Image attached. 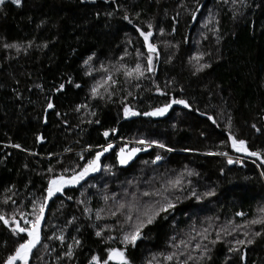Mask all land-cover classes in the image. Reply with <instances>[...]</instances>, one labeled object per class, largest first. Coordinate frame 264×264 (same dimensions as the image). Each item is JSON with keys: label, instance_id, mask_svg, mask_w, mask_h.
<instances>
[{"label": "trees", "instance_id": "obj_1", "mask_svg": "<svg viewBox=\"0 0 264 264\" xmlns=\"http://www.w3.org/2000/svg\"><path fill=\"white\" fill-rule=\"evenodd\" d=\"M212 11L208 28L203 20ZM193 12L198 17L192 28ZM137 28L152 32L149 42L157 53L151 72ZM137 63L144 75L126 76ZM201 64L208 67L199 70ZM173 98L186 100L190 108L175 107L166 116L143 114ZM49 101L54 107L44 124ZM125 106L137 115L126 117ZM105 131L109 136H103ZM229 135L264 158V0H21L20 6L0 5V215L9 220L8 226L0 221V264L20 242L12 234V220L24 227L20 213L31 220L40 204L45 209L48 180L73 174L65 169L79 172L109 143L98 173L53 196L29 264H89L93 255L107 259L109 248H124L130 264H177V259H165L173 252L179 260L190 255L188 264H243L244 255L246 264H264V223H251L264 218L259 211L264 208V164L237 152ZM141 140L164 144L173 153L154 164L165 152L128 145ZM121 148L141 150L122 165ZM232 155L244 166L230 165ZM176 180V187L168 183ZM155 189L161 195L141 197L131 210L133 221L125 222L127 207L111 215L132 199L126 190ZM164 196L175 207L144 228L135 247H125L122 231L130 230L138 210L164 202ZM180 240L187 247L172 246ZM68 245L71 258L64 255ZM204 246L210 251L202 256ZM232 247L238 251L230 252Z\"/></svg>", "mask_w": 264, "mask_h": 264}, {"label": "snow or ice", "instance_id": "obj_2", "mask_svg": "<svg viewBox=\"0 0 264 264\" xmlns=\"http://www.w3.org/2000/svg\"><path fill=\"white\" fill-rule=\"evenodd\" d=\"M82 2H83V0H82ZM224 2L227 3L228 0H224ZM236 2H237V0H232V3H236ZM241 2H242V0H241ZM4 3H5V0H0V5H2ZM11 3L15 4L17 6H20L21 0H11ZM196 11H199V8H197ZM108 15H111V13H108ZM195 16H196V12H193L192 13L193 19H195ZM123 18L125 20H127L130 24L132 23V21L129 20L127 15H125ZM148 28L151 29L150 24L148 25ZM136 31L139 32L140 36L143 38L144 46L147 48V52H148L147 71L151 72V71H153V54L156 53L155 45L149 42V38L152 36V32L150 30L149 31H142L139 28H137ZM5 47L6 48L7 47L15 48L17 46L16 45H5ZM199 58L200 57H197V59H199ZM91 59H92V57L89 56L88 59H86L84 61V64L87 65ZM205 67H208V65L201 64L199 70H202ZM133 73L137 77H142L144 75V71L141 69V65L139 63L136 64L134 69H128L127 71H125L124 74L126 76L130 77L133 75ZM109 79H110V77H109ZM113 83H115V82L113 81ZM76 86L79 87V85H76ZM63 87H64V85L61 84L59 89H57V91L63 89ZM157 90L159 91V89H157ZM92 94L94 96L98 94L97 87L92 88ZM172 105H183L185 108H190V105L186 100L173 98V99H171V101L169 103L164 104L162 107L155 108L153 111L146 112L143 114L146 116H162L168 111L169 108L172 107ZM47 107L49 109H51L54 107V105L51 103V101H49L47 104ZM79 107L80 106H78V109H79ZM124 115L127 117V116L137 115V113L132 111L131 109H129L127 106H125ZM208 119L211 120L213 123H215V120L213 119L212 116H208ZM253 127H255V125H253ZM115 131H116L115 129H112L113 133ZM103 136H105V137L109 136V132L108 131L103 132ZM228 138L231 141V146L237 152L248 153L251 156L257 157V159H260L261 164H264V158H261L260 154L258 152H250L249 153V150L246 147V141H244L242 139L238 140V139L234 138L232 135H229ZM37 139H40V137H37ZM139 143L143 144V143H145V141L141 140V141H139ZM152 143H156V142L153 141ZM13 147L19 148L20 145H13ZM157 147L165 148V145L164 144H157ZM111 148H112V144L109 143L107 145V147L102 148V151L96 152L95 157L93 159L88 160L87 163L83 166V168L79 172H76L75 169H65L64 171H66V172L71 171L73 173L70 177L60 175V176L50 178L48 180V186L45 189V191L47 193V195L45 197V202L47 201L48 198L55 196L57 193H61L66 186L76 185L81 180H83L84 177L87 176L89 173L96 172L100 166L99 165L100 156L102 155L103 152H107ZM140 150L141 149H139V148H132L130 151L125 152V149L121 148L119 153H117L119 163L122 165L127 164L128 161L131 160L133 158V156H135V154ZM167 150L172 151L171 148H169ZM219 154L220 155H227L226 153H219ZM160 159H161V157L159 155H157L155 160L153 161V163H155L156 161H158ZM228 163L232 164L233 161L231 159H229ZM49 171H52V169H49ZM261 176L264 177V172H261ZM129 183H131V182H129ZM168 183L170 185H172L173 187H176L177 185L180 184V181L179 180H176L175 182L169 181ZM138 191L139 190L128 193L126 190L125 194L130 195L132 199L127 204L120 203L117 210L112 212L111 215L116 216L117 212H119L121 209H124L125 207H127L129 209V214H127L125 216V222L133 221V216L131 215V210L133 208L137 207V205L140 202L141 197L151 198L153 196L161 195V193L158 189H155L152 191L139 192V194H138ZM213 194L214 193H212V192H208L205 195H213ZM113 195H115V194H113ZM193 195H195V194L193 193ZM104 199L107 200L108 197L105 196ZM197 199H199V197H197ZM163 201L164 202L152 201L151 203H148L145 205L144 210L142 212H140L138 210L139 214L136 215L135 221L130 224V230L129 231H122L121 243L124 244L125 247H127L128 245L135 247L137 240L141 239V237H142L143 229L146 228L147 226L153 224L155 222L156 218L161 213H167L169 210H171L175 207V204L170 199H168L167 196L163 197ZM34 206H35V202H34ZM44 210H45L44 204H40L38 213H35L34 219H31V220L27 219L23 213H20V215L24 219V222L26 225L24 227L20 226V224L17 223L15 220H12V224L15 225V227L12 229V234L14 236L20 237V242L17 244L15 250L6 258V260L4 261V264H18V262H19V264H29V256L32 253V250L37 247V245L40 243V240H41L40 227H41V220L43 219V216H44ZM85 211H87V209H85ZM259 211L261 213H264V208L259 209ZM237 215H243V214L237 213ZM97 219H100L99 211L97 212ZM0 221H2L5 226L9 225V220L6 219L4 217V215H0ZM251 223L252 224L264 223V218L254 219L251 221ZM122 227L123 226H121V228ZM102 231L103 230L97 231L95 233V235L97 237H101ZM204 231L207 232V229H205ZM25 234H26V236H25ZM245 235H247V233H245ZM255 235L259 236V235H261V233L256 232ZM51 238L52 237H49V239H51ZM202 238H206V237H202ZM56 239L63 241V236H58V237H56ZM108 239L112 240L114 238L109 236ZM172 239L174 240L175 238H172ZM216 242H217L216 240L211 241V243L213 245ZM75 243L79 244L80 241L75 240ZM236 243L237 244H245V241L239 240ZM252 243H253V241L251 239L247 240V244H252ZM180 245H184L185 247H187L184 240H180L178 243H175L172 246L175 248H179ZM45 247H47V246L45 245ZM196 247L200 248V245L197 244ZM209 251L210 250L207 248V246H204V250L201 253V255L203 256L206 253H208ZM229 251L230 252L231 251H238V249L235 247H232V248H229ZM72 254H73L72 253V245H68V251L66 253H64V255L71 258ZM208 258L210 259L211 257L209 256ZM153 259H155V257H153ZM165 259L169 260V261H171L173 259H177V264H188V261L191 260L192 257L189 255L186 259L179 260L177 253L173 252L172 254L165 256ZM241 259L243 260L244 257L241 256ZM109 261H113V262H115V264H130L129 260L127 259L126 255H125V249L124 248H109V249H107V259H103V260L101 258L93 255L89 264H109ZM149 264H151V262H149Z\"/></svg>", "mask_w": 264, "mask_h": 264}, {"label": "water", "instance_id": "obj_3", "mask_svg": "<svg viewBox=\"0 0 264 264\" xmlns=\"http://www.w3.org/2000/svg\"><path fill=\"white\" fill-rule=\"evenodd\" d=\"M197 17H198V14H196L195 19L192 20V28L195 27V25H196ZM156 53H157V50H156ZM175 107H184V106H183V105H172V107L169 108L168 111H167L163 116L168 115V113H169L172 109H174ZM185 109H187V108H185ZM52 110H53V108H51V109L47 108V110H46V114H45V122H44V124H46V119H47V115H48V113L52 112ZM108 151H110V149H109ZM108 151H107V152H108ZM105 153H106V152H105ZM102 155H103V153H102ZM102 155L100 156V159H101ZM100 159H99V164H100ZM99 170H100V166H99V168H98V170H97L96 172H92V173L89 174L85 179H87L88 177H91V176L95 175L96 173L99 172ZM82 181H84V180H82ZM52 199H53V197L48 198V201H47V204H46V207H45V210H44V216H43V219L41 220V227H40V230L43 228L44 223H45V221H46V219H47V214H48V210H49V205H50ZM112 262H113V261H112ZM243 264H246V256H245V255H244V261H243Z\"/></svg>", "mask_w": 264, "mask_h": 264}, {"label": "built area", "instance_id": "obj_4", "mask_svg": "<svg viewBox=\"0 0 264 264\" xmlns=\"http://www.w3.org/2000/svg\"><path fill=\"white\" fill-rule=\"evenodd\" d=\"M128 145L130 146H142L141 144H137V143H128ZM148 147H152V146H148ZM164 153L159 154V156L161 157L160 160L156 161L154 164H160L162 162H165L168 158V156L173 153V151H168L167 149H164ZM231 159L233 161L232 166L238 165V166H244V161L242 158L236 157V156H230L227 157V160Z\"/></svg>", "mask_w": 264, "mask_h": 264}, {"label": "rangeland", "instance_id": "obj_5", "mask_svg": "<svg viewBox=\"0 0 264 264\" xmlns=\"http://www.w3.org/2000/svg\"><path fill=\"white\" fill-rule=\"evenodd\" d=\"M7 1H11V0H5V2H7ZM214 18H215V12H214V11L209 12V13L205 16V19L203 20V25H204V26L209 25L208 28L211 27V26H213L212 24H213V22H214ZM210 24H211V25H210ZM143 141H145V140H143ZM136 143H137V144H141V143H139V142H136ZM141 145H142V146H140V147L154 146V145H150V144H148L146 141H145V143H143V144H141ZM154 147L159 148V147H157V146H154ZM148 148H149V147H148ZM159 149H161V150L164 151L165 148H159ZM232 156H235V155H232ZM167 159H168V158H167Z\"/></svg>", "mask_w": 264, "mask_h": 264}, {"label": "flooded vegetation", "instance_id": "obj_6", "mask_svg": "<svg viewBox=\"0 0 264 264\" xmlns=\"http://www.w3.org/2000/svg\"><path fill=\"white\" fill-rule=\"evenodd\" d=\"M131 160H129L128 162H130Z\"/></svg>", "mask_w": 264, "mask_h": 264}]
</instances>
